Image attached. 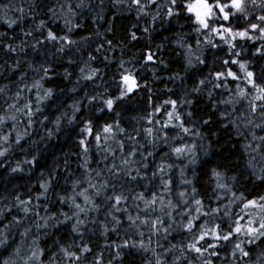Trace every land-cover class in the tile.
<instances>
[{
	"label": "snow or ice",
	"instance_id": "6c2138e0",
	"mask_svg": "<svg viewBox=\"0 0 264 264\" xmlns=\"http://www.w3.org/2000/svg\"><path fill=\"white\" fill-rule=\"evenodd\" d=\"M120 2L121 0H117V3ZM150 3L155 5L156 0H150ZM130 4L136 5L139 12L145 13L146 5L142 3V0H130ZM34 6L38 7L39 5ZM85 6L84 0H79L75 8ZM159 7L166 8L165 15L170 19L183 18L186 14V19L193 24V30L197 36L205 37L203 42L199 38L196 40L195 50L183 36L178 37V47L186 49L183 55L188 68L206 64L204 49L201 48L202 43L205 47L218 48L219 44L214 39L218 37L228 46L227 58L221 60L220 67L200 79L198 85L194 86L191 92L203 93L207 89L208 98L214 101L212 105L214 112H219L221 120L226 121L221 125L222 128L227 131L231 127L235 135L243 141V153L248 157L245 161L248 175L264 184V163H261L264 162V134H258L264 133V66H261L260 71L257 72L252 67L251 61L241 60L240 53L235 51L238 39L264 41V0H251L252 9L261 11L262 14L259 16H255L249 11V0H166V3ZM60 8L62 12L65 11L64 4H61ZM16 11L23 13L24 9L17 8ZM48 12L53 17L57 15L54 8H48ZM66 15H76L75 9L70 3L67 4ZM158 16L159 11L153 15V21ZM233 19L236 21L243 19L247 22V26L238 30L231 27L230 24L224 23L231 22ZM0 21L6 23L10 29L17 23L16 19L8 17L7 11L0 15ZM70 23V19H65V27L69 32L72 31ZM45 26V21L40 20L38 30ZM144 31L148 32V29L145 28ZM24 35L31 37L32 32H25ZM0 38H3L0 39V50L18 54L24 52L23 41L21 46H14L13 43L6 42V33L4 32H0ZM131 39H138L135 32L131 33ZM45 40L59 42L57 51L61 53L77 43L68 35L59 36L51 29L47 31ZM40 43L41 41L37 40L36 44H32L31 47L35 49L36 45ZM107 43L111 45L112 41L109 40ZM101 48L102 45L97 47L96 51L99 52ZM256 54L264 58V44L256 48ZM95 59V56L89 55V60L85 61V64L88 65ZM153 59L151 53L146 56L147 62H152ZM69 63L72 61L69 60ZM19 66L20 61L17 60L13 69ZM29 67L33 68V65L30 64ZM120 67L124 68L123 61ZM33 70L43 73L40 80L31 86L40 89L43 87L41 81L49 76L50 67L41 64ZM79 71L81 77L88 81H92L99 73L97 68H89L88 74H85L83 67ZM65 75L70 76L71 73L66 70ZM121 85H118L119 95L114 98H102L100 94L88 96L89 105L99 101L100 112L114 111L118 102L129 97L139 88L137 75L124 69L121 74ZM25 87L28 86L25 85ZM6 94L7 86L0 87V95ZM225 94H227V99L223 98ZM216 95L221 98L216 100ZM52 97L53 89H44L42 94L37 96L36 107L30 101H25L21 105L22 94L18 88L15 95L10 97L14 102L8 103L4 114L0 115V126L8 120L13 121L12 130L16 131L15 143L19 144L27 134L16 130L19 116H26L30 126L34 123L33 117L42 111L40 105ZM183 104L191 105L192 101L186 98ZM220 105L224 106L222 110ZM169 107L171 110H168ZM180 107L181 102L178 99H168L164 101L163 105L154 106V111L150 115L162 113L166 119L163 121L150 119L148 123L152 126L143 129L144 139L153 149L158 143L166 144L169 152L164 154L165 157L175 156L176 159L181 160L188 158L189 164L195 165L198 162V157L195 154L197 148L202 147L204 155L208 156L211 142L208 147H204L202 144L185 143L183 142L184 137L195 136L200 141L204 140L201 128L209 126L213 121L211 117L195 119V114L192 111L185 114L179 111ZM72 108L73 113L68 120L69 124L77 120L76 113L80 111V106L76 103ZM184 115L192 119L185 120L182 118ZM95 118H88L80 129L78 145L81 152L78 155L81 161L79 167L83 169L80 175L77 176L74 172L68 173L63 178L69 186L60 188L57 192L56 182L60 178L59 173L53 169L47 179H43V173H41L42 181L39 184L41 191L35 199L39 201L43 197L46 201L43 205L44 215H41L39 211L42 206L39 203L33 204L31 197L29 199H22L19 195L15 197V203L11 207L17 208L19 212L23 213V216L20 218L13 216L12 220L0 229V247L5 249L12 247L9 243L12 227L17 229L23 227V231L19 232L21 244L15 246L9 257L2 261V264H18V261H22L23 264H44L41 257L45 256L46 252L41 247L39 238V233L42 230L47 235L49 228L58 229L60 226L70 225V232L82 239L89 223L102 227L101 234L104 236H107L109 232L119 234V230L125 228L122 243L115 245L117 251L109 259L108 264H112L114 259L120 260L122 255L127 259L128 256H132V250L151 252L154 259H149L146 264H168L167 255L173 256L172 264H214L213 257L219 258L221 250L230 251L232 260L227 261V264H264V247H261L260 251L255 254L254 260L252 259L253 249L248 247V245L257 247L264 245V194L257 193L255 197H251L239 190L237 187L239 179L244 173L228 175L226 157L215 163L210 169L211 175L215 179L213 189L217 202L215 206L205 204L203 199L198 198L199 193L194 186L190 187L191 195L188 191L181 190L175 193L178 199L174 200L169 198L173 196L174 181L169 175L173 163L157 165L149 177L147 169L150 166L149 157L154 155L153 151H148L145 144H141L128 133L121 126L119 120L113 123L105 122L102 129L97 131L93 123ZM61 121L62 117H56L55 127L47 130L48 137L61 130ZM189 123L192 124V127L187 126ZM156 124H159L160 127L156 128ZM134 131L140 135L138 129H134ZM89 138L94 139L95 149L100 154V160H95L92 156V140ZM125 139L133 145L130 150L126 149ZM173 141H180L181 144L177 146ZM0 142L9 144V135L0 136ZM113 143L115 147L112 146ZM8 151V147L0 148V157H5ZM117 151L120 153L119 157H117ZM137 155L140 157L139 160L135 159ZM110 157L111 162L109 163ZM117 159H119V163L116 162ZM35 162L36 157H33L31 161L24 163L34 164ZM93 163H96L98 167L93 168ZM204 163L212 162L204 161ZM258 163L261 164L259 169H257ZM100 164H104V167L100 168ZM64 166L65 169L69 167L67 158L64 161ZM11 171L18 172L23 169L18 163ZM104 172H107L108 175L105 176ZM184 173L185 169L182 168V183L191 186L192 181L187 179ZM156 180L159 181L160 191H151L150 188H145L144 191L136 192L130 187L132 184L142 186L141 182L143 181H148L151 184ZM148 191L151 192L150 196L146 195ZM49 193L55 197L56 203L64 207L55 212L51 211L47 203ZM130 200L131 205L128 204ZM225 200L227 203L224 202ZM233 206L240 207V212L236 213ZM131 209L135 210V215L132 214ZM6 210L10 214V208L5 205L0 209V216H3ZM90 213H96L97 217L103 213L105 220L101 222L98 218L94 219ZM28 219L31 220V223L24 226L25 220ZM33 227L37 234L27 245L28 251L24 252L22 246L27 242V238L33 235ZM129 229L133 230L132 235L138 236L139 239H132L128 234ZM144 229L148 232L147 238H145ZM174 233L182 234L178 244L170 243L168 247L160 244L161 239L168 241L170 236L175 238ZM152 237H157V248H163V251L157 252V248L151 247ZM56 246L58 253H53L49 258V264H65V262L66 264H85L86 256L84 254L92 251L87 245L76 248L74 243L66 245L57 241ZM74 248L76 250H73ZM125 249L129 250L127 254L124 253ZM93 264H103L102 253L94 258ZM129 264H133V261H130Z\"/></svg>",
	"mask_w": 264,
	"mask_h": 264
},
{
	"label": "trees",
	"instance_id": "16d2710c",
	"mask_svg": "<svg viewBox=\"0 0 264 264\" xmlns=\"http://www.w3.org/2000/svg\"><path fill=\"white\" fill-rule=\"evenodd\" d=\"M78 2L79 0H0V15L7 11L8 17L17 20L11 29L7 27L6 23L0 21V32L6 33V42L13 43L14 46H21V42H24L23 53H7L6 50H0V87L7 86V94L0 95V115L4 114L8 103L14 102L10 97L15 95L18 88L22 94L21 105L25 101H30L34 107L37 106V96L42 94L44 89H53V97L40 105L42 111L33 117L34 123L29 126L27 117L19 116L16 130L20 133H27L19 144L15 143L16 131L12 130L13 121L8 120L0 126V136L9 135L10 138L9 144L0 142V148H9L6 156L0 157V209L4 208L5 205L10 208V214L6 210L4 215L0 216V229L9 223L13 216L18 218L23 216V213L19 212L17 208L11 207L15 203L17 195L22 199L31 197L33 204L39 203L42 206L39 211L41 215H44L43 205L46 201L43 197L39 201L35 199L41 191L39 187L42 181L41 173H43V179H47L53 169L59 173L60 178L56 182L57 192L60 188L69 186L63 178L68 173L74 172L77 176L80 175L83 171L79 167L81 161L78 155L81 152L78 145L80 129L91 117H96L93 123L97 131L102 129L105 122L113 123L119 120L121 126L128 133L141 144H145L148 151H153L154 155L149 157L150 166L147 169L149 177L157 165L173 163V168L169 171V175L174 181L173 196L169 198L178 199L175 193L181 190L188 191L191 195L190 187L194 186L199 193L198 198L203 199L205 204L215 206L217 203L213 192L215 179L212 177L210 169L224 157L227 158L228 175L244 173L239 179L237 186L239 190L251 197H255L257 193L264 194V184L248 175L245 169V161L248 157L243 153L242 139L235 135L231 127L227 131L222 128L221 125L226 121L221 120L219 112H214L212 107L214 101L208 98L207 89L203 93L191 92V89L198 85L200 79L220 67L221 60L227 58L228 46L218 37L214 38L215 42L219 44L218 48L205 47L202 43L201 48L204 49L206 64L188 68L183 55L186 49L178 47V37L183 36L192 45L193 50L196 49V40L199 38L203 42L205 37L197 36L193 30V24L187 21L186 14L183 18H168L165 15L166 8L159 7L165 4L166 0H156L155 5L151 4L150 0H142V3L146 5V14L139 12L136 5L130 4V0H121L120 3H117V0H84L85 7L75 8ZM68 3L75 9V16L66 15ZM61 4L65 5L64 12L61 11ZM34 5L39 6L35 7ZM17 8H23V13L16 11ZM48 8L56 10V17L48 12ZM158 11L159 16L153 21L152 17ZM249 11L255 16L262 14L260 10L252 9L251 0H249ZM65 19L71 21L69 25L72 27L71 32L65 27ZM40 20H44L46 26L38 30ZM253 22L256 21L253 20ZM224 23L230 24L231 27L238 30L247 26V22L243 19L239 21L233 19L231 22ZM145 28L148 29V32L144 31ZM49 29L59 36L68 35L77 43L61 53L57 51L59 42L45 40ZM25 32H32V36H25ZM133 32L136 33L137 40L131 39ZM37 40H40L41 43L33 49L31 45L36 44ZM109 40L112 41L111 45L107 43ZM262 44L264 41L238 39V46L235 49L240 53L239 58L251 61L252 67L257 72L260 71L261 66H264V58L256 54V48L261 47ZM101 45V50L97 52V47ZM149 53L153 54L152 62L146 61V56ZM89 55L95 56L96 59L86 65L85 61L89 60ZM17 60L20 61V66L13 69ZM69 60L72 63H69ZM122 61L124 62L123 69L120 67ZM30 64L33 65V68H37L41 64L50 67L49 76L41 81L43 87L40 89L31 86L40 80L43 73L35 72L33 68L29 67ZM82 67L85 68V74H88L89 68H97L99 73L92 81L85 80L79 71ZM124 69H128L137 75L139 88L129 97L118 102L112 112L107 110L100 112L99 101L90 106L88 96L100 94L102 98H114L119 95L118 85H121V74ZM66 70L71 73L70 76L65 75ZM25 85L28 87L26 88ZM232 86L234 87V85ZM186 98L192 101L191 105L183 104ZM220 98L219 95L215 96L216 100ZM223 98L227 99V94ZM168 99H178L181 102L179 111L182 113L186 114L192 111L195 114V119L211 117L213 121L209 126L201 128L205 137L204 140L200 141L195 136L184 137L183 142L202 144L204 147H208L209 142H211L208 156L204 155L202 147L197 148L195 154L198 157V162L195 165L189 164L188 158L181 160L176 159L175 156L165 157L164 154L169 152L166 144L158 143L153 149L144 139L143 129L152 126L148 123L150 119L161 121L166 119L162 113H155L154 116L150 114L153 113L154 106L159 107ZM74 103L80 106V111L76 113L77 120L69 124L68 120L72 117ZM223 107L220 105L221 110ZM168 110L171 108L169 107ZM58 116L62 117L61 130L48 137L47 130L55 127L54 121ZM182 118L185 120L192 119L186 115ZM187 126L192 127V124L189 123ZM155 127L159 128L160 125L156 124ZM134 129H138L140 135H137ZM120 138L123 139L124 137ZM89 139L92 140V156L95 160H100L101 157L95 149L94 139ZM173 143L177 146L181 144L180 141H173ZM125 144L128 150L133 147L132 143L126 139ZM112 146L115 147V144L113 143ZM119 155L120 153L117 151V157ZM33 157H36L34 164L24 163L31 161ZM66 158L69 162L67 169L64 166ZM135 159L139 160V155ZM204 161H211L212 163L205 164ZM110 162L111 157L109 158ZM116 162L119 163V159ZM18 163L23 171L12 172L11 169L16 167ZM260 166L261 164L258 163L257 169ZM92 167L97 168L98 165L93 163ZM99 167L103 168L104 164H100ZM182 168L185 169L184 174L187 179L192 181L191 186L182 183ZM221 170L223 171V169ZM104 175L107 176V172H104ZM158 183V180L152 181L151 184L148 181H143L141 182L142 186L132 184L130 187L136 192L144 191L145 188H150L151 191H160ZM146 195L150 196L151 192H146ZM224 202L227 203V200ZM47 203L53 212L64 207L55 202L52 193H49ZM128 204L131 205V200ZM65 210L67 209L65 208ZM131 210L132 214L135 215V210ZM233 210L239 213L240 207L233 206ZM90 216L94 219L98 218L101 222L105 220L103 213L99 214L98 217L96 213H90ZM30 223V219L25 220L24 226H28ZM102 230V227L89 223L82 239L70 232V225L60 226L58 229L49 228L47 235L42 230L39 233V238L41 247L45 249L46 254L41 257V260L44 264H49V258L53 253H58L56 242L59 241L66 245L74 243L76 248L82 245L91 248V253L84 254L86 256L85 264H93L94 258L101 253L103 254V264H108L109 259L117 251L115 245L122 243L125 228H121L119 234L109 232L107 236L101 234ZM22 231L23 227L19 229L12 227L9 237V243L12 247L7 249L0 247V264L9 257L16 245L21 244L19 232ZM144 231L145 238H147L148 232L146 229ZM132 232L133 230H128L131 238L139 239L138 236L132 235ZM32 233L33 235L29 236L27 242L22 246L24 252L28 251L27 245L37 234L35 227H33ZM173 235L175 238L170 236L168 241L161 239L160 244L164 247H168L170 243L178 244L182 234L174 233ZM152 240L151 247L157 248V237H152ZM257 244L259 245V242ZM248 247L253 249L252 259L254 260L255 254L264 245L260 247L248 245ZM128 251L125 249L124 253L127 254ZM161 251L163 248H157V252ZM149 259H154L151 252L144 253L132 250V256L125 259L122 255L120 260L114 259L112 264H129L130 261H133V264H146ZM166 259L168 264H172V255H167ZM213 260L214 264H227V261L232 260V257L229 250H221L219 258L213 257ZM18 264H23V262L18 261Z\"/></svg>",
	"mask_w": 264,
	"mask_h": 264
}]
</instances>
